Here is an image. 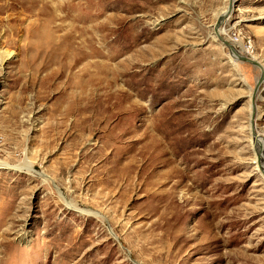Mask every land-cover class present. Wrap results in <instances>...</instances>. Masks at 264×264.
Returning a JSON list of instances; mask_svg holds the SVG:
<instances>
[{"label":"rangeland","instance_id":"obj_1","mask_svg":"<svg viewBox=\"0 0 264 264\" xmlns=\"http://www.w3.org/2000/svg\"><path fill=\"white\" fill-rule=\"evenodd\" d=\"M229 6L0 0V264H264V0Z\"/></svg>","mask_w":264,"mask_h":264},{"label":"bare ground","instance_id":"obj_2","mask_svg":"<svg viewBox=\"0 0 264 264\" xmlns=\"http://www.w3.org/2000/svg\"><path fill=\"white\" fill-rule=\"evenodd\" d=\"M87 5H88V4H87ZM222 18H223V17L221 16V19H222ZM224 18H225V17H224ZM222 20L224 21V19H222ZM226 31H227V30L222 29V30L220 31V35H222V34H226ZM220 35H219V36H220ZM92 40H93L92 38H87V39L84 41V43H86V45L83 46V47H81V48H84V47L86 48L87 46H89V44L92 43ZM82 43H83V42H82ZM87 44H88V45H87ZM81 48H79V50H78L79 52H80V49H81ZM83 50H84V49H83ZM2 51H3V50H2ZM81 51H82V50H81ZM10 53H11V52H10ZM236 54H237V52H236ZM238 55H239V54H238ZM9 56H10V55H9ZM0 59H1V58H0ZM81 59H82V57H81ZM81 59H80V60H81ZM3 60H4V59H3ZM5 62H6V61H5ZM3 64H4V61H2V63H1V68L3 67ZM260 158H261V157H260ZM254 163H255V165H257V167H258V165H261V166H262V165L264 164V158H262V160H261V159L258 160V158L255 157V161H254ZM29 169H30V168H29ZM30 170H31V169H30Z\"/></svg>","mask_w":264,"mask_h":264},{"label":"water","instance_id":"obj_3","mask_svg":"<svg viewBox=\"0 0 264 264\" xmlns=\"http://www.w3.org/2000/svg\"><path fill=\"white\" fill-rule=\"evenodd\" d=\"M234 1L235 0H230V6H229V11H231V9H232V7H233V4H234ZM222 22H223V20L221 19V17H220V20L218 21V26H220L221 24H222ZM230 48L232 49V51L234 52V53H236V50L232 47V46H230ZM237 55V54H236ZM238 57L239 58H241L243 61H245V62H248V63H251V64H255V65H258V63H255L253 60H251V59H249V58H246V57H244V56H239L238 55Z\"/></svg>","mask_w":264,"mask_h":264}]
</instances>
